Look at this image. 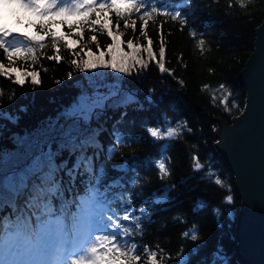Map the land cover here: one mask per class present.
Returning a JSON list of instances; mask_svg holds the SVG:
<instances>
[{"label": "snow or ice", "instance_id": "obj_1", "mask_svg": "<svg viewBox=\"0 0 264 264\" xmlns=\"http://www.w3.org/2000/svg\"><path fill=\"white\" fill-rule=\"evenodd\" d=\"M232 2L241 9L251 4L249 0H230V7ZM188 3L190 0H181L170 8L159 4V0H15L14 14L5 11L0 16V50L9 62L7 66L0 62V77L11 84L23 87L30 83L33 89L40 86L41 76L35 67L40 65L41 58L57 64L66 62L73 72L91 73L86 77L91 92L84 85H77L82 92L76 100L50 120L46 128L37 131L36 139L25 152L6 156L4 163L8 166H0V173H7L0 176V264H165L168 257L158 247L153 250L145 245L142 254L137 252L140 245L134 237L142 235L140 221L151 215L149 208L133 207L121 212L116 207L131 205V192L120 190L137 188L141 178L129 179L127 185L123 176L105 182L107 170L100 154L105 153V160L111 159L126 145L118 125L123 123L127 112L113 125L112 143L107 149L99 140L107 129L92 127V120L99 119L98 110L106 106L127 109L135 104L137 110H143L137 96L122 90L121 76L114 82H106L107 71L127 77L139 74L155 62L161 74L173 75L165 66L163 36L157 57L146 27L149 22L154 24L157 17L185 26L181 9ZM133 15L138 17L140 36L125 41L127 29L136 31L137 20ZM121 21L124 31L120 30ZM100 35L110 40L103 48L99 44ZM189 35L194 37L195 30H190ZM141 37L146 43H140ZM90 44L96 46L95 51ZM196 48L203 54L206 41L199 39ZM48 49L52 55H47ZM62 49L72 58L65 61ZM17 61L22 62L21 66H16ZM149 91L145 99L152 103L153 90ZM218 91L222 94L220 103L228 111L226 102L231 93L223 84ZM3 95L0 90V99ZM8 100H14V96L9 95ZM238 107L232 104V108ZM26 110V107L20 109ZM5 117L13 123L19 119L7 114ZM185 130L192 131L186 121L171 126L166 116L164 126L145 128L154 142L177 139ZM53 141H58L55 149ZM169 146L164 143L159 158L150 161L161 179L170 175L164 156ZM65 152L67 156L59 159ZM191 160L194 171L204 167L198 156H191ZM114 170L128 172L126 165L114 166ZM208 174L215 175L211 169ZM214 183L225 186L218 176ZM167 193L168 190L162 196L154 193L152 205L167 202ZM233 200L232 195L225 197L227 204ZM143 203L147 205L148 200ZM213 212L219 221L221 210L217 208ZM228 215H232L231 211ZM21 234L26 236L23 244L17 242ZM182 236L192 241L198 238L195 227ZM197 251L193 249L194 254ZM177 259L178 264H186L188 258L182 255V249Z\"/></svg>", "mask_w": 264, "mask_h": 264}, {"label": "trees", "instance_id": "obj_2", "mask_svg": "<svg viewBox=\"0 0 264 264\" xmlns=\"http://www.w3.org/2000/svg\"><path fill=\"white\" fill-rule=\"evenodd\" d=\"M180 2L159 0V4L170 8ZM14 4L15 0H0V16L5 11L14 14ZM229 5L230 0H190L181 9L186 19L185 26L181 27L178 21L165 17H157L154 24L149 22L146 32L153 41V50L158 57L163 36L165 66L173 75L161 74L155 62H151L139 74L127 77L107 71L106 82H114L117 76H121L122 90L137 96L143 103V110H137L135 104L127 109L106 106L98 110L99 119L94 117L92 120V127L102 126L107 129L99 136L100 142L107 149L112 143L110 133L113 125L123 112H127L123 123L118 125L119 131L125 135L126 145H122L111 159L105 160V153L100 154V161L104 162L107 170L105 182L123 176L127 185L129 179L141 178L137 188L125 187L120 190L131 192V205L117 204L116 207L121 212L133 207L137 210L142 206L149 208L151 215L140 221L142 235L134 237L140 245L137 252L142 254L145 245L153 250L158 247L168 257L165 264H178L177 254L181 253V249L182 255L188 258L186 264H243L236 257L235 250L236 221L241 198L235 187L233 171L216 150V137L211 128L216 124L212 116H221L230 121L244 107L246 91L236 80V75L253 49L255 28L264 18V0H254L244 9L234 2L231 7ZM132 18L137 20L136 31L134 33L131 28L127 29L123 36L125 41L140 36L138 17L133 15ZM120 30L124 31L123 21ZM190 30H195L194 37L189 35ZM98 39L102 48L110 43L106 35H100ZM199 39L206 41L203 54L196 48ZM140 43H146L143 37ZM89 47L95 51L94 44ZM61 52L65 61L72 58L66 50L62 49ZM52 54V50L48 49L47 55ZM0 62L6 66L9 63L2 50ZM21 64L17 61L16 66ZM35 70L39 71L42 81L35 89L30 83L19 87L0 77V90L4 93L0 99V166H8L4 163L6 156L25 152L36 139L37 131L46 128L50 120H54L76 100L82 92L77 85L82 84L84 89L91 92L87 88L86 79L91 73L73 72L66 62L57 64L41 58ZM70 72L72 75L69 77ZM221 84L231 93L226 102L228 111L220 103L222 94L218 89ZM150 89L153 90L152 103L145 99ZM9 95H13L14 100L9 101ZM233 103L239 107L232 108ZM21 107L27 110L20 111ZM5 114L18 116L19 119L13 123ZM165 116L171 126L186 121L192 131L185 130L174 140L154 142L145 128L164 126ZM39 139L43 140L44 137ZM57 142L53 141V149ZM164 143L170 145L164 153L170 175L161 179L150 161L159 158V149ZM193 155L198 156L204 165L199 171L193 170ZM66 156L65 152L59 159ZM118 165H126L128 172L115 171L114 166ZM209 169L215 175L209 176ZM2 175L7 173H0ZM217 176L224 181V187L214 183ZM165 190H168V201L153 206L152 195L155 193L162 196ZM140 192L142 194L137 195ZM228 195L234 198L231 204L225 203ZM146 199L148 204L144 205ZM217 208L221 210L219 221L213 212ZM229 211L231 216L228 215ZM193 227L196 229L197 240L183 238L182 234ZM17 242L25 243L26 236L21 234ZM193 249L198 251L194 254Z\"/></svg>", "mask_w": 264, "mask_h": 264}, {"label": "water", "instance_id": "obj_3", "mask_svg": "<svg viewBox=\"0 0 264 264\" xmlns=\"http://www.w3.org/2000/svg\"><path fill=\"white\" fill-rule=\"evenodd\" d=\"M246 91L243 109L227 121L212 116L214 145L234 174L241 198L236 221V257L264 264V18L254 46L236 75Z\"/></svg>", "mask_w": 264, "mask_h": 264}, {"label": "clouds", "instance_id": "obj_4", "mask_svg": "<svg viewBox=\"0 0 264 264\" xmlns=\"http://www.w3.org/2000/svg\"><path fill=\"white\" fill-rule=\"evenodd\" d=\"M254 2V0H249V3H253Z\"/></svg>", "mask_w": 264, "mask_h": 264}]
</instances>
